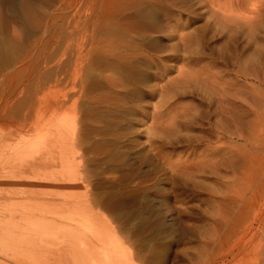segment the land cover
<instances>
[{"label": "rangeland", "instance_id": "374dc122", "mask_svg": "<svg viewBox=\"0 0 264 264\" xmlns=\"http://www.w3.org/2000/svg\"><path fill=\"white\" fill-rule=\"evenodd\" d=\"M256 1L0 0V264H76L84 247L94 261L105 248L125 264H250L227 252L220 214L257 184L242 220L264 214V0L254 25L214 10ZM248 80L247 142L220 133V97L245 109ZM30 214L40 233L19 238L8 221Z\"/></svg>", "mask_w": 264, "mask_h": 264}, {"label": "bare ground", "instance_id": "6f19581e", "mask_svg": "<svg viewBox=\"0 0 264 264\" xmlns=\"http://www.w3.org/2000/svg\"><path fill=\"white\" fill-rule=\"evenodd\" d=\"M263 1V0H262ZM262 1H256V2H251V3H246L244 4L243 6V10L241 12H237L236 14L230 9V8H225V6L222 8V6L217 9L219 12H217V10H214L216 11V13L220 14V17H225V18H228L226 19L229 20L230 18H234V19H240V20H244L245 22L247 23H250L253 24L255 22V18H257L261 10V8H259L260 6V3H262ZM217 6V5H216ZM240 6V5H239ZM232 7V6H230ZM234 7V6H233ZM232 7V8H233ZM215 9V8H214ZM239 11V10H238ZM234 13V14H233ZM234 19H231V20H234ZM230 20V21H231ZM257 20V19H256ZM256 24V22L254 23ZM253 24V25H254ZM249 25V26H250ZM252 25V26H253ZM251 26V27H252ZM112 29V28H111ZM1 41V40H0ZM4 49V48H2ZM103 49V48H102ZM6 51V49H5ZM109 51V50H108ZM4 52V51H1V53ZM8 53V52H7ZM4 54V53H3ZM101 55V54H100ZM5 57V56H4ZM8 57V55H7ZM110 69V68H108ZM187 70V68H185ZM253 70V69H252ZM189 71V70H188ZM183 73V72H181ZM186 73V72H184ZM190 73V72H189ZM245 73V72H244ZM99 75H103L104 76V79L110 81L111 78V75H108L107 73L103 74V70L101 72L98 73ZM247 76V75H246ZM252 76V74H251ZM256 77V76H255ZM102 78V77H101ZM103 80V79H102ZM217 81V80H216ZM217 83V82H216ZM245 91H246V94L247 96H245V98H243L241 101H244L245 103V109L242 110L241 106L239 105H236L235 104V101L233 102V99L231 97H238L237 94H231L229 93L228 91V87L222 85V87L224 86V88L222 89L224 91V93H222V97H220V108L224 109L221 111L222 112V116L223 114L225 116H223L224 119H222V121L220 122V133L221 134H226L228 135L229 137H234V138H237V139H243L244 141H250L252 140V135L254 134L253 133V119H251V114H253V107H252V84L248 81H245ZM219 83H217L218 85ZM224 84V83H223ZM220 85V84H219ZM226 85V84H225ZM230 85V84H229ZM221 88V87H220ZM231 88V87H230ZM68 89V88H67ZM232 90V89H231ZM253 90V89H252ZM251 91L250 95H249V92ZM238 91H236L237 93ZM227 95H231L230 96H227ZM242 96V95H241ZM70 97V96H69ZM227 97V98H226ZM231 100V101H230ZM224 104V105H223ZM242 111V112H241ZM71 121V122H70ZM67 122V121H66ZM75 120L73 119H70L69 120V128H74L75 127ZM63 124V127L65 126V123H62ZM260 127V126H259ZM256 130V129H255ZM69 131V130H68ZM258 132V131H256ZM263 132V131H262ZM225 135V136H226ZM256 135V133H255ZM260 135V134H259ZM254 137V136H253ZM256 138V137H255ZM257 139V138H256ZM255 139V140H256ZM259 139H257L256 141H258ZM253 141V140H252ZM75 144V142H74ZM256 144V143H255ZM261 143H257L255 146H260ZM252 145V144H251ZM254 146V145H253ZM259 155V154H258ZM245 156V155H244ZM264 156V155H263ZM248 157V156H247ZM255 158L257 157L256 155L254 156ZM259 159V157H257ZM256 158V159H257ZM262 158V157H261ZM249 159V158H247ZM261 159H259L260 161ZM264 161V159H263ZM262 162V161H261ZM261 162H260V165H261ZM258 163V162H257ZM259 164V163H258ZM5 165V164H4ZM23 170V169H22ZM257 179L260 178V176H264V172H259L258 175H257ZM264 178V177H263ZM16 181V180H15ZM19 185V184H18ZM77 186V185H76ZM262 186V184H257L256 186H249V187H245V186H241L238 188V191H236V194L235 196L233 197V199L231 200V210H229V212L225 211V213H221L220 214V236H221V239L223 242H227V245L230 247L229 250L227 252H229L230 254L229 255H232V259L240 263H245V260H247L250 264H258L259 259H262L264 261V259L262 257H260L259 259H257V256L260 255V254H263L264 255V214L262 215L260 212V208L258 210H253V213L251 214V219L246 221L245 220H242L243 216H242V209L243 208H247V207H250V203L252 202L251 200H254L256 201L254 198H255V194L256 192L260 189V187ZM71 187V186H70ZM82 187V186H81ZM81 189V188H80ZM84 190V189H83ZM54 199V198H53ZM70 201V200H69ZM69 201H68V205H69ZM253 201V202H254ZM261 202V201H260ZM74 203V202H73ZM78 203V202H77ZM71 204V203H70ZM25 205V204H24ZM67 205V206H68ZM76 205V204H75ZM79 205V204H78ZM77 205V206H78ZM31 205H29V208H30ZM73 207V205H71ZM13 207V206H12ZM69 207V206H68ZM75 207V206H74ZM79 207H81V205H79ZM260 207L262 209V207L264 208V199L262 200V202L260 203ZM11 208V207H9ZM18 208V206H17ZM20 208V207H19ZM23 208V206L21 207V209ZM27 208V207H25ZM31 208H34L33 206ZM27 209L26 212H29L30 210L32 209ZM67 208V207H66ZM69 209V208H67ZM80 209V208H78ZM82 209V208H81ZM250 209V208H249ZM9 210V209H8ZM13 210V209H12ZM23 210V209H22ZM26 210V209H25ZM24 210V211H25ZM29 210V211H28ZM35 210V209H34ZM33 210V211H34ZM42 210V209H41ZM83 210H85L83 208ZM11 211V210H10ZM18 211V210H17ZM36 211V210H35ZM72 214L71 215V218L70 216H66V218H69V219H74V220H71L72 223H75L77 224V217L75 215H73V213H77L78 215L80 213H84V212H78V210L76 208H73L71 210H69ZM87 211V210H86ZM264 211V210H263ZM25 212V214H26ZM31 212V211H30ZM38 212H41V211H38ZM43 212V210H42ZM17 213V212H16ZM19 213V212H18ZM88 213V212H87ZM261 214V217L259 216ZM263 213V212H262ZM12 214V213H10ZM10 214L8 213V216L10 217ZM69 214V215H70ZM84 215V214H83ZM83 215H79L80 217L83 216ZM23 216V211H22V215ZM74 216V218H72ZM242 216V217H241ZM13 218V215L11 216ZM25 217V216H24ZM27 217V216H26ZM30 219V223L26 226V227H20L19 226V223L21 222V220L19 221V223H15L13 222L16 218V216H14V220L11 221L9 220L8 223L10 222V230L16 234H18V236L20 235V233H23L22 231L25 232V230H27L28 232L31 230L34 234L38 233V227H36V223L37 222H40L39 220L41 219H36L34 218L33 220H31V218L33 217V214L31 216H28ZM62 217V216H61ZM76 217V218H75ZM19 218V215L18 217ZM38 218V216H37ZM64 215H63V218L64 219ZM20 219V218H19ZM18 219V220H19ZM22 221L24 219L27 220V218H21ZM66 220V219H65ZM68 221V219H67ZM74 221V222H73ZM18 222V221H17ZM70 222V220L68 221ZM84 222V221H83ZM245 222V224H244ZM257 222V223H256ZM3 223L2 221H0V224ZM54 225L56 222H53ZM70 223V224H72ZM79 223L81 224L82 222L79 221ZM78 223V224H79ZM88 223V222H87ZM74 224V225H75ZM79 224V225H80ZM257 224V225H256ZM53 225V226H54ZM78 225V226H79ZM84 227L86 226L85 224H83ZM8 224L2 226L1 230L4 229H7L8 228ZM25 226V225H24ZM57 226V225H56ZM56 226H54V229H57ZM59 226V224H58ZM57 226V227H58ZM72 226V225H71ZM88 226V225H87ZM86 226V227H87ZM91 227V225H89ZM60 227V226H59ZM58 227V228H59ZM52 228V227H51ZM83 228V227H82ZM53 229V228H52ZM51 229V231H53ZM40 230V229H39ZM50 230V229H48ZM85 230V228H84ZM5 231V230H4ZM47 232V231H46ZM50 231H48L49 233ZM3 233V231H2ZM40 233V232H39ZM55 233V232H54ZM28 234V233H26ZM22 236V234H21ZM24 236V234H23ZM1 238V237H0ZM20 238V236H19ZM18 238V240H19ZM25 238V237H24ZM15 240H17L15 238ZM21 240V239H20ZM20 240L18 242H20ZM26 240V238H25ZM1 241V240H0ZM2 243H5V242H2ZM17 243V242H16ZM25 243V242H24ZM226 245V244H225ZM227 246V247H228ZM85 250L84 252H82L80 254V256L78 257L77 259V263L76 264H107L108 262V257H109V254H112L114 256V260L112 263L110 264H125L126 263V260H127V256L125 255L124 252H118L117 249L116 251L112 252L108 249H105V248H98L100 250V255H102V258H100L99 261H94V254H95V249H93L94 251H86V248L87 247H84ZM88 249V248H87ZM96 249V252L97 250ZM82 250V251H83ZM98 250V251H99ZM128 251V250H127ZM228 254V253H227ZM96 255V254H95ZM226 256V255H225ZM20 257V256H19ZM252 257L254 258V260L252 259ZM259 257V256H258ZM16 258V257H15ZM252 259V260H249V259ZM22 259V258H20ZM231 258H229L230 260ZM16 261V259H15ZM28 261V259L26 260ZM128 261V260H127ZM246 261V262H247ZM258 261V263H257ZM262 261V263H263ZM21 262V261H20ZM24 262V261H23ZM131 262V261H130ZM28 263H31L30 261ZM248 264V263H247ZM261 264V263H259ZM264 264V263H263Z\"/></svg>", "mask_w": 264, "mask_h": 264}]
</instances>
